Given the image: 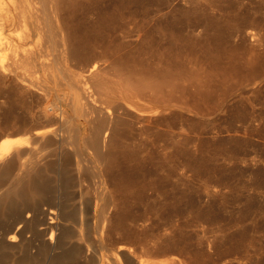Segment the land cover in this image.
<instances>
[{"label": "bare ground", "instance_id": "1", "mask_svg": "<svg viewBox=\"0 0 264 264\" xmlns=\"http://www.w3.org/2000/svg\"><path fill=\"white\" fill-rule=\"evenodd\" d=\"M142 21V0H0V109L31 104L0 128V264H176L108 242L130 171H191L180 76L146 61Z\"/></svg>", "mask_w": 264, "mask_h": 264}, {"label": "rangeland", "instance_id": "2", "mask_svg": "<svg viewBox=\"0 0 264 264\" xmlns=\"http://www.w3.org/2000/svg\"><path fill=\"white\" fill-rule=\"evenodd\" d=\"M142 20L146 61L172 63L180 76L174 124L191 139L176 165L191 171H169L167 160L164 171H130L108 242L154 261L264 264V0H142ZM206 76L210 92L189 84ZM30 110L16 93L0 128Z\"/></svg>", "mask_w": 264, "mask_h": 264}]
</instances>
